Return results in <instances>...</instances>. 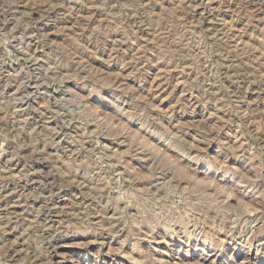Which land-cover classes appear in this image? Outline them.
Wrapping results in <instances>:
<instances>
[{
	"label": "rangeland",
	"instance_id": "374dc122",
	"mask_svg": "<svg viewBox=\"0 0 264 264\" xmlns=\"http://www.w3.org/2000/svg\"><path fill=\"white\" fill-rule=\"evenodd\" d=\"M0 264H264V0H0Z\"/></svg>",
	"mask_w": 264,
	"mask_h": 264
},
{
	"label": "bare ground",
	"instance_id": "6f19581e",
	"mask_svg": "<svg viewBox=\"0 0 264 264\" xmlns=\"http://www.w3.org/2000/svg\"><path fill=\"white\" fill-rule=\"evenodd\" d=\"M216 16V15H215Z\"/></svg>",
	"mask_w": 264,
	"mask_h": 264
}]
</instances>
